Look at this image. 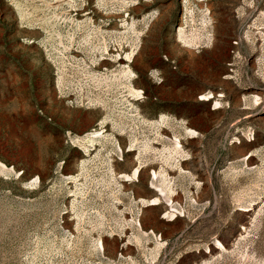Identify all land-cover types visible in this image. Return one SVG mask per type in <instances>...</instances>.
Returning a JSON list of instances; mask_svg holds the SVG:
<instances>
[{"label":"rangeland","instance_id":"1","mask_svg":"<svg viewBox=\"0 0 264 264\" xmlns=\"http://www.w3.org/2000/svg\"><path fill=\"white\" fill-rule=\"evenodd\" d=\"M0 264H264V0H0Z\"/></svg>","mask_w":264,"mask_h":264},{"label":"bare ground","instance_id":"2","mask_svg":"<svg viewBox=\"0 0 264 264\" xmlns=\"http://www.w3.org/2000/svg\"><path fill=\"white\" fill-rule=\"evenodd\" d=\"M93 139V138H92ZM174 143H175V146H177L178 145V143L176 142V141H174ZM128 152V151H127ZM129 152H130V150H129ZM137 168H135L134 170H133V173H132V175H135V173H137ZM156 176V173L155 172H152V177H155ZM151 184H153V183H151ZM155 187L157 188V191H158V193H159V197H161V196H164V194H165V190L161 187V185H155ZM159 199L158 198H154V200H152V201H154V202H157Z\"/></svg>","mask_w":264,"mask_h":264}]
</instances>
